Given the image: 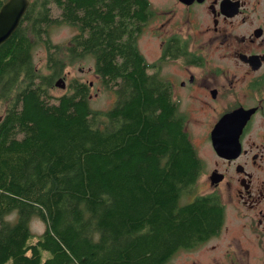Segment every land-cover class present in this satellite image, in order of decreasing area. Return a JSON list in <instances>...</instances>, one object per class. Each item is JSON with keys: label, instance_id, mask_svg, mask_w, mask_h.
<instances>
[{"label": "trees", "instance_id": "obj_1", "mask_svg": "<svg viewBox=\"0 0 264 264\" xmlns=\"http://www.w3.org/2000/svg\"><path fill=\"white\" fill-rule=\"evenodd\" d=\"M146 3L30 0L0 45V264H166L221 230L216 194L180 203L201 160L138 48ZM60 23L76 29L67 46L50 38ZM38 42L47 73L33 61ZM87 55L116 93L108 110L89 107L81 80L50 92L67 59ZM32 217L43 221L42 233L31 232Z\"/></svg>", "mask_w": 264, "mask_h": 264}, {"label": "flooded vegetation", "instance_id": "obj_2", "mask_svg": "<svg viewBox=\"0 0 264 264\" xmlns=\"http://www.w3.org/2000/svg\"><path fill=\"white\" fill-rule=\"evenodd\" d=\"M137 45L207 193L264 227V0H147Z\"/></svg>", "mask_w": 264, "mask_h": 264}, {"label": "rangeland", "instance_id": "obj_3", "mask_svg": "<svg viewBox=\"0 0 264 264\" xmlns=\"http://www.w3.org/2000/svg\"><path fill=\"white\" fill-rule=\"evenodd\" d=\"M75 33L76 29L65 23L52 24L49 29L51 41L62 46L69 45L70 38ZM32 53L37 68L41 73H47L45 46L41 42L35 43ZM59 55L65 58V50L59 51ZM60 77L64 79L66 86L61 89L54 85L50 89L53 95L68 92L69 83L77 79L89 84L88 105L92 110L105 111L116 102L117 96L114 90L103 87L101 80L94 73V60L89 55L71 62L67 59L64 74ZM4 109L5 105L0 101V115ZM198 149L200 154L204 146L199 145ZM191 193L182 197L180 203L192 201L195 194L207 193L202 177H199ZM224 207V223L216 236L194 248L177 251L166 264H264V227L253 229L250 216L244 215L240 209L231 204H226ZM7 217L14 219L15 213ZM29 225L33 234L42 233L45 228L43 221L37 217H32Z\"/></svg>", "mask_w": 264, "mask_h": 264}, {"label": "water", "instance_id": "obj_4", "mask_svg": "<svg viewBox=\"0 0 264 264\" xmlns=\"http://www.w3.org/2000/svg\"><path fill=\"white\" fill-rule=\"evenodd\" d=\"M30 5V0H6L0 6V45L6 42L17 29L23 15ZM54 85L64 89L66 84L62 77ZM2 116H0V121Z\"/></svg>", "mask_w": 264, "mask_h": 264}]
</instances>
